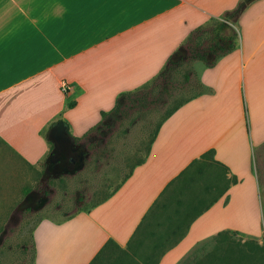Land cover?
Segmentation results:
<instances>
[{"label":"crops","instance_id":"obj_1","mask_svg":"<svg viewBox=\"0 0 264 264\" xmlns=\"http://www.w3.org/2000/svg\"><path fill=\"white\" fill-rule=\"evenodd\" d=\"M240 1L0 0V196L16 175L48 163L58 121L82 138L85 123L98 126L192 31L224 21ZM244 16L240 29L225 21L240 30L237 49L199 73L201 93L162 124L122 185L94 207L36 226L35 264H92L110 241L108 264H207L190 257L217 252L203 242L246 236L241 163L253 132L245 110L250 124L264 110V0Z\"/></svg>","mask_w":264,"mask_h":264},{"label":"rangeland","instance_id":"obj_2","mask_svg":"<svg viewBox=\"0 0 264 264\" xmlns=\"http://www.w3.org/2000/svg\"><path fill=\"white\" fill-rule=\"evenodd\" d=\"M255 1L241 0L233 13L223 17L224 21L229 20L240 29V19L245 18L246 11ZM216 21L211 20L204 26L212 27ZM233 30L240 40V30ZM182 53L185 55L187 50L183 49ZM188 68L193 70L191 83L182 92H177L168 105L132 106L131 98L126 97L122 104L106 112L98 126L93 128V121L85 123L82 131H90L76 143L86 147L87 158L85 167L77 173L51 175L44 162L34 174L22 173L12 179L8 196L6 193L0 196V264H35L33 232L41 221H60L94 207L122 185L135 166L144 160L156 131L169 113L201 92L199 73L207 69V65L201 61L188 67L183 65L176 73L181 86ZM259 112L262 114L260 120L254 115L250 124L249 111L245 110L248 129L253 132L250 155L245 153L241 163L246 196L240 207H243L246 236L228 233L208 239L200 249L206 251L216 247L217 252L193 254L190 256L193 261L206 257L210 264L212 257L215 264H264V110ZM39 199L43 200L42 205L37 203ZM97 264H108L107 257L102 255Z\"/></svg>","mask_w":264,"mask_h":264},{"label":"trees","instance_id":"obj_3","mask_svg":"<svg viewBox=\"0 0 264 264\" xmlns=\"http://www.w3.org/2000/svg\"><path fill=\"white\" fill-rule=\"evenodd\" d=\"M210 21L206 25H208ZM205 28V26H202L192 31L184 45L181 46L180 49L176 51V54L168 60L162 71L154 78V80L142 89L138 90L134 95H126L127 98L130 97L134 104L138 103V105L142 107H146L148 104L168 105L176 97L177 92H182L185 89V86L187 87L191 83L193 74L192 68H188L187 73H185V81L182 86L177 82L176 73L180 72L183 65H187L188 67L193 62L201 61L207 65V69H211L221 58L237 49L239 40L236 38L237 36L234 30L227 25L225 21H216L212 27L210 26L209 28ZM209 34L210 36L207 37ZM183 49L187 50L185 55L182 53ZM211 56L214 57L213 60L209 59ZM198 87L201 91L203 90V85L200 80L198 82ZM132 96H134V99H132ZM187 102H189V100L185 101L182 105ZM70 106H73V103L70 104ZM180 107L169 113L167 120L171 118ZM106 115V113L102 114L103 117ZM162 124H164V122ZM162 124L156 131L151 144L155 140ZM213 154L214 151H211L204 157L213 156ZM83 211L84 210L81 212ZM228 233L230 232L222 233L219 236ZM111 245L116 246L114 242L110 241L103 251H105L107 247H111ZM103 251L95 258L92 264H97L103 255Z\"/></svg>","mask_w":264,"mask_h":264},{"label":"flooded vegetation","instance_id":"obj_4","mask_svg":"<svg viewBox=\"0 0 264 264\" xmlns=\"http://www.w3.org/2000/svg\"><path fill=\"white\" fill-rule=\"evenodd\" d=\"M52 142L58 145V153L47 163L49 174H75L85 167L86 147L76 143V139L70 134L59 132L57 128V131L55 129V133L52 134ZM37 203L42 205L43 200L39 199Z\"/></svg>","mask_w":264,"mask_h":264},{"label":"water","instance_id":"obj_5","mask_svg":"<svg viewBox=\"0 0 264 264\" xmlns=\"http://www.w3.org/2000/svg\"><path fill=\"white\" fill-rule=\"evenodd\" d=\"M246 2L251 1V0H245ZM57 128L59 129V132H64L65 134H69V127L67 124L63 121H59L56 123V125L52 129V133H55V129L57 131ZM58 153V145L54 142V150L50 158H53L55 155Z\"/></svg>","mask_w":264,"mask_h":264},{"label":"built area","instance_id":"obj_6","mask_svg":"<svg viewBox=\"0 0 264 264\" xmlns=\"http://www.w3.org/2000/svg\"><path fill=\"white\" fill-rule=\"evenodd\" d=\"M61 88H62L63 92H66L68 90V84L67 83H63Z\"/></svg>","mask_w":264,"mask_h":264}]
</instances>
